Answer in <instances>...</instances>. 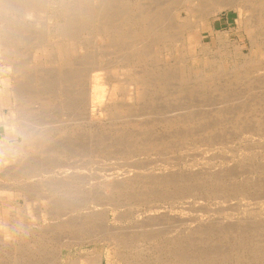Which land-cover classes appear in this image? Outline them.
Listing matches in <instances>:
<instances>
[{
    "label": "rangeland",
    "instance_id": "1",
    "mask_svg": "<svg viewBox=\"0 0 264 264\" xmlns=\"http://www.w3.org/2000/svg\"><path fill=\"white\" fill-rule=\"evenodd\" d=\"M15 1L16 6L20 5L18 3H22L19 7L20 9L11 5ZM15 1L10 0L11 4H6L9 7L1 10L0 12V15H3L2 13L4 12V15L0 16L1 25H4V23H7L9 20V23L11 22L10 25H15L13 32L11 29L7 30L6 38L9 36L10 37L6 40L4 38L3 42H5L3 44L5 45H1L0 43V76L4 77L5 75H13V73V76H16V74H18V77L16 76L11 80L10 87L17 83H21V85L25 86H21V88H24L21 89L19 84L15 85L17 88H20L19 90L21 92L24 91V94L18 90L17 92L20 97L17 93L16 96L13 94L12 97H10L9 104H6V98H4L2 105H0V113H2L1 115L4 121L11 122L12 126L8 129V131L11 133L7 135V130L3 129V127L0 125V138L4 139L2 144L3 146L0 145V160L2 162L0 165L3 163H8L7 161L10 160L9 165L12 166V164L18 160V163L16 162L17 165L15 168L9 171L11 174H6L5 171L8 168L0 169V205L2 204L0 206V264H67L65 260H58L57 257L60 256V250L63 252V258L67 260L70 259V261H72V259L79 260L80 262L78 264H85L86 262L84 263L83 259L85 260L87 258H90L87 259V262L90 261L87 264H93V262L97 259L95 256L99 255H101L102 264H264V257H262L264 255V66L261 65L260 67V65H258L264 63V60H262L264 57V6H261L264 0H252V2L251 0L242 1L241 5H249L248 7L250 8L248 11H243L242 18H239L237 12L233 10L234 8H231L218 13L213 18L211 17L202 20V30H195L192 32V35H190L191 39H188V42L184 47L177 46V42L173 41L176 38L174 35V39L173 37L172 39L170 38L174 31H172V27L174 25L170 26L173 23L171 22V11L173 10V7L176 6V3L180 2V0H156V2L155 0H117V2L116 0H94L95 2H93V0H44L45 2H43L42 0V3L41 0L40 2L37 0L41 7H39V10H41L39 11L37 9L35 10L36 12L31 11L32 13L29 12L30 14L28 13V16H25L26 11H28V6L25 4L26 0ZM31 1L35 2V0ZM76 1H83L81 4L77 2L78 9ZM99 1H101L103 5ZM104 1L105 3L107 2L106 5L104 4ZM110 1H114L112 3H115L114 6L117 5V8H112V6L109 7L108 3H110ZM159 1H161L160 5L158 4ZM121 2L124 4L122 5ZM90 3H92V6ZM183 3L189 5V2L185 1ZM257 3H261L260 6L257 5ZM98 4L101 6H97ZM94 6L98 8H95ZM152 6L154 7L152 8ZM42 7L45 8V11L42 9ZM82 7L84 8V11ZM87 7L92 11L89 12L87 9L88 11L86 12L85 9ZM102 7L104 9H102ZM262 8L263 11L259 13ZM66 9L67 12L65 11ZM80 9H82L81 11L85 12L86 15L79 11ZM97 9L101 10L100 16L98 15ZM162 9L164 12L167 10V13L162 12ZM18 10L19 12L17 13L16 11ZM139 10L144 11H142L143 13L141 14L139 13ZM60 11H62V13ZM73 11L75 13L77 12V14H75ZM34 12H38L39 14L37 15L40 16L36 15L37 17H35ZM78 12L81 13L79 14ZM6 13L8 17L4 19ZM43 13H45V15L49 14V17L48 15L45 17ZM68 13H70L72 17L71 15H68ZM111 13H114V19L113 16L109 18ZM160 13L162 14L160 15ZM53 14L54 17L51 16ZM143 14L147 15L149 23L153 22L150 24L154 27L155 32H159V29L157 31L156 27L160 25V27L164 28V30L165 28L168 29L169 32L166 33V36L165 32L162 38V35L160 37L154 34L149 35L147 38L144 37L145 40L144 43L141 42L143 43L142 45L138 46L136 50H131L128 46L130 45L129 41H120L121 39L117 38V35L115 39L114 34L111 33L103 34L105 32V26H110L109 24L111 22L112 26H114V23H116L115 26L123 29V24L126 21L125 18L129 19L130 17H133V15L134 17L135 15L138 17L142 16ZM166 14H168V16ZM198 14L199 11L198 13L194 14V16ZM66 15L68 18H66ZM74 15H78V18ZM93 15L97 16V18ZM106 15H108V18H102L107 17ZM73 16L74 19H78L79 21L77 22L76 20H73V23H71ZM87 16H91L89 17L90 20L93 21H91V24L90 21L88 22L89 18ZM176 16H180L177 21L183 22V20L180 19L183 17L186 18V16L190 15L184 9H181L179 14ZM194 16H190V20H192L190 23L198 21L199 18ZM18 17L21 18V21L18 20ZM30 17H33V20ZM84 17H87L86 23ZM162 17L168 19L165 20ZM35 18H46L42 19L45 20V22L41 21V19H37L36 21L38 22L37 25H42L40 26L42 29H38L40 27H38L34 22ZM156 18L158 19L156 20ZM101 19H104L105 21H102ZM123 19L125 21H123ZM106 20L111 22L109 23ZM15 21L17 23H15ZM97 21H101L100 23H103V25H100V23L98 25ZM65 22L68 26L70 23L73 25L67 27ZM74 22H77L78 24L80 23L84 29L81 30L82 27L78 26V24ZM24 23L25 25L27 24L26 27H24ZM55 23L58 24L55 25ZM83 23H85V25H83ZM252 23L258 24V27L254 29V27L250 26ZM74 24L77 26L75 27ZM3 25L1 27H3ZM17 25L20 26L18 27V29L20 28V34L16 28ZM29 25L30 27L37 26L38 28L36 27L34 29L32 27V29L29 27ZM58 25L60 27L66 26L71 31L73 29L75 30V32L74 30L72 31L74 36H72L73 39L71 38V40H73L72 42L74 43L76 50H73L75 47L72 45L73 48L71 49L74 52L70 54L68 63L66 65H54V63L46 62L45 58H43L42 65H39V55L35 57L36 53L34 52V49H36V47L39 45L36 47L33 45L41 43V40L43 41L41 45L43 43L46 45L47 43L57 39V37L54 38L52 35L53 31L56 29L54 26L57 27ZM1 27L0 31H2ZM101 27L103 31L101 30ZM76 28L80 29L77 31ZM27 29L29 31L32 29L30 31L31 34H29V31L27 32ZM93 29H95V31ZM3 30H5V28ZM36 31L40 32L42 36L40 33L37 35L38 32ZM43 32H48L46 33L45 37L43 36ZM11 33L15 35H12ZM32 33H36L35 35L37 36ZM27 34L34 36H31L33 40ZM260 35H262V37ZM39 36H41L42 39ZM107 36L108 40L114 42L111 43L110 41H107ZM21 37L25 38V40ZM38 37L39 39H37ZM136 38L140 39L141 37L138 36ZM260 39L262 42H260ZM37 40L40 42L38 43ZM7 42L8 44H6ZM124 42L126 43V46L123 45L125 44ZM154 42L157 43L155 44ZM25 43L29 46L27 48L28 50L25 47ZM104 43L107 44L105 45ZM119 43L121 45L120 47L117 46ZM12 44L13 46H10ZM122 45L124 47H128L124 50ZM164 45L166 46L165 49ZM5 46L8 49V52L4 49ZM31 46H33V48ZM12 47L21 48H17L19 50L15 51L16 49H13ZM167 47L170 51H168ZM114 48H116V50H114ZM23 50L30 51L29 57H27L26 52ZM94 50L96 51L94 52ZM2 51L6 53L1 54ZM22 51L26 54L27 58L25 57V54L21 53ZM98 51L101 53V55H99L100 53ZM130 51L134 57L133 55L131 56V53H128ZM123 52H126L128 55H130L131 62L130 59L126 57L128 55L124 54ZM133 52L135 54L137 53V55L144 54V59L138 60L135 58L136 55ZM86 53L89 54L86 55ZM16 54L18 56H16ZM7 55H9V57ZM119 57L120 59H118ZM124 57L126 60H122L125 59ZM19 58L21 60L24 59V62H27L24 63L22 61L21 63ZM9 62H13V67H17V64L25 65L24 73L21 75V71H14V68L9 65ZM81 62L83 63L81 64ZM123 64H125V66ZM5 65L8 67L5 68ZM208 65L210 66L208 67ZM252 66L256 69L251 68ZM36 68H43L44 71L38 70V72L36 71ZM51 68L52 71H50ZM94 68L99 69L94 70ZM47 69L49 71H47ZM61 69H66L67 71L65 72L63 70L62 72ZM166 69L168 71H166ZM231 69L232 71H230ZM32 71L33 74L31 75ZM71 71L73 73H71ZM48 72L50 75H46ZM52 72H54V74L56 73L58 78L56 77V74L53 76ZM68 72L71 74H68ZM97 72L101 74V82L105 83V86L108 85V90L110 89L108 95L105 97L106 99L104 100L106 104L104 105L107 106L105 107L106 110H102L103 108L101 109L100 107L97 108V105L95 106L89 101L92 95L91 86L93 83V75ZM61 73L64 74L62 75ZM60 74L62 76H60L59 79ZM119 74L121 75V78ZM160 74L162 77L159 76ZM162 74L167 76H163ZM24 76L27 77L24 78ZM30 76L33 78V81H31L32 79H29L31 78ZM71 76L74 78H70ZM201 76L202 79H200ZM38 77H41V79L38 80ZM62 77H64L63 80ZM163 77L165 79H163ZM44 78H46V80ZM69 78L72 81H69ZM129 78L131 79L128 80ZM158 78L159 80L162 79L163 84L158 80ZM122 79H124V83ZM24 80L27 82L29 81L28 83L30 84V87L28 86L27 88V84H25L27 82ZM64 80L66 81L64 82ZM125 80H127L126 83ZM163 80H166V82L170 84L165 85L164 83L166 82ZM46 81L48 83H46ZM139 81H141V84ZM160 83L162 85H160ZM42 84H46L45 86H48L49 88L45 87L44 85L42 86ZM32 85H34L33 88ZM15 86L12 88H15ZM0 87H2V85H0ZM25 87L27 89L30 88V90H25ZM40 87L42 90L39 89V91H37ZM33 89L34 93H32ZM43 89L48 91V93L43 91ZM63 89H67V92ZM25 91L27 92L25 93ZM36 93L38 95H36ZM88 93L89 95L91 94L90 99L85 101ZM1 94L2 91L0 89V96ZM50 95L53 96L51 97ZM69 96L71 99L73 98L70 101ZM82 98H84L83 102H87L86 104L81 102ZM141 98L142 100H140ZM48 99L49 102H45ZM63 101L66 103L64 104ZM16 103L19 104L14 105ZM79 103H82V106L79 105ZM66 104L70 108L67 106L64 107ZM10 105L14 106L11 108ZM13 108L14 110L16 109V111L11 114ZM115 114H117V116ZM16 115L17 118L20 117V121H17V118L15 117ZM30 122H32V126L35 127L32 129V126H28L29 128L26 129V124L28 125ZM24 127H26L25 132L23 130ZM19 128L22 130V133H24L22 136H27L26 138L24 137L25 139L21 137V130L19 131ZM10 129H13V132ZM34 129L36 132L33 133V131H35ZM35 133H38V135L39 133H42L43 135L38 136L36 134V137ZM30 134L34 135L33 138ZM35 138L38 139H36V142H33L35 141ZM243 138H246L248 142L245 139L243 140ZM251 139H253V141H251ZM140 140L141 142H139ZM13 142L16 145H14ZM65 144L70 146L66 147ZM45 145H48L46 148L49 149V151L46 150ZM55 146H59V148L64 146V151L62 150V147L59 151V148H55ZM208 147L212 150H210ZM50 148H52L53 152ZM66 148L69 149V151ZM70 148L75 151H72ZM221 152H224V154L226 153L227 156L226 154L222 155L223 153ZM248 152L250 154H254V156L250 155ZM20 155L25 157H20ZM249 155L251 157H249ZM31 156L32 158H29ZM33 156L35 160H33ZM51 156L54 160L51 158ZM35 157H39L38 160L41 159V157H45L46 159L43 158L41 159L42 161L37 160L41 164L38 166L39 163L36 161L37 158ZM11 159L13 160V163H11ZM26 159H28V164H25H27L28 167L23 165L24 162H26ZM47 159L51 162H47ZM22 160H24V162ZM43 161L50 165L45 164ZM56 161L60 162L57 163ZM52 162L55 164V166ZM21 163H23V167ZM9 165L6 167H9ZM19 166L20 169L18 168ZM133 166H135V168ZM21 167L24 169V171L21 169ZM31 168H33V170ZM16 169H19L18 172ZM39 169H42V174ZM1 170H4V172H1ZM34 170L39 173L35 172ZM14 171L16 172L13 173ZM25 171H27V175L30 176H27ZM21 172L22 174H20ZM210 172L213 174L211 175ZM16 173H19V176L17 175L16 177ZM229 174L232 175L230 176ZM10 175H14V177L12 176L11 178ZM7 176L12 179L13 183L11 180L9 181ZM206 177H208V179ZM244 177L245 179H243ZM16 179L18 181H16ZM218 180L220 182L219 185L216 183ZM48 182H50V184ZM2 183L3 185H1ZM11 185L13 186V189H11ZM14 185L17 187L15 188ZM51 186L53 187V190ZM55 188H58V190ZM26 189L28 190L27 192L25 191ZM30 189H32L33 192ZM29 191L32 194H30ZM34 191L37 193V196L39 194H42V196L39 195L40 198L37 196L34 198L33 195L36 194ZM24 194L28 197H21V195ZM31 195L32 199L30 198ZM44 195H46V198ZM36 198L39 199L40 202V206L38 204V207H36L37 205L35 206V203L37 202ZM51 199L53 203L50 201ZM253 201H255V203ZM244 202L245 204H243ZM52 205L55 207H52ZM20 207L23 209H20ZM47 207L52 209V211H50L52 214L48 211ZM37 208L40 209H38L39 211H36L39 214L35 212ZM14 219H17L18 222L17 220L14 221ZM19 222L21 227L23 224V227L25 225L24 228H30V232L26 229L25 231L23 227L20 228ZM226 227L230 232L226 229ZM9 228L12 229L10 230ZM232 228L234 229L232 230ZM149 229L153 232H151ZM61 241H65V247L59 245L62 244ZM146 242H148V244ZM18 246H20V249ZM10 247L13 249L12 251L9 250L11 249ZM5 250L10 252L7 254ZM207 251H210V253H207ZM253 254L257 255L254 256ZM260 254L262 255L260 256ZM91 258H94L93 261ZM208 258L210 260H208Z\"/></svg>",
    "mask_w": 264,
    "mask_h": 264
},
{
    "label": "bare ground",
    "instance_id": "2",
    "mask_svg": "<svg viewBox=\"0 0 264 264\" xmlns=\"http://www.w3.org/2000/svg\"><path fill=\"white\" fill-rule=\"evenodd\" d=\"M14 1H15V0H14ZM45 1H47V0H45ZM45 1L43 0V2H45ZM101 1H103V0H101ZM101 1H99V2L102 3ZM105 1H106V0H105ZM105 1H104V4L106 5L107 2L105 3ZM178 1H179V0H178ZM185 1H186V2H189V3H188L189 5H187L186 3H183V2H185ZM242 1H244V0H184V1H183V0H180V2H177V3H176V6L173 7V10L171 9V10H172V11H171L172 14L170 13V14L172 15L171 22H173V23H172L170 26H173V25H174V26L172 27V31H173V30H174V31H173V33L171 32V33H172V36L170 35V36H171L170 38L172 39V37H173V35H174V36L176 37V38H175L176 40H175L174 37H173V39H174L173 41H176V42H177V46H178V47H184V46L187 44L188 39H191V36H190V35H192V34H191L192 32H194L195 30H202V28H203V23H201L202 20H204V19H208V18H211V17L213 18V17L216 16L218 13H220V12H222V11H224V10H229V9H231V8H234L233 10H235V11L237 12L239 18H242V17H243V16H242V15H243V11H248V9H250V8L248 7L249 5H248V6L246 5L247 7L241 5V2H242ZM259 1H261V0H259ZM12 2H13V1H12ZM19 2H20V1H19ZM24 2H25V1H24ZM39 2H40V0H39ZM39 2H38L37 0H35V2H32L31 0H28V1L26 0L25 4H26V6H28V8H27L28 11H26V15H25V14H24V15H25V16H28L30 13H32L31 11H35V10H37V9L39 10V7H40V5H39L40 3H39ZM67 2H68V1H67ZM77 2H79V3L81 4V2H83V1H81V2H80V1H76V5H77ZM85 2H87V1H85ZM91 2H92V1H91ZM93 2H95V1L93 0ZM99 2H98V3H99ZM112 2H114V1H110V3H108V4H109L108 6H109V7L112 6V8H115V7L117 8V5L114 6L115 3H112ZM116 2H117V0H116ZM155 2H156V0H155ZM172 2H173V1H172ZM172 2H171V3H172ZM174 2H175V1H174ZM245 2H246V1H245ZM251 2H252V0H251ZM251 2H250V4H251ZM8 3L11 4L10 0H0V12H1V10H4V9H6L7 7H9V6L6 5V4H8ZM14 3H15V4H14ZM14 3L11 4V5H13V6H15V7H18V9H20L19 7L21 6L22 3H18V4H20V5H17V6H16V1H15ZM41 3H42V0H41ZM62 3H63V2H62ZM100 3H99V4H100ZM121 3H122V5L124 4L123 2H121ZM152 3H153V2H152ZM263 3H264V2H262V4L260 3L261 6H262V5L264 6ZM49 4H50V3H49ZM88 4H89V3H88ZM91 4H92V3H90V5H91ZM99 4H98L97 6L100 7L101 5H99ZM154 4H156V3H154ZM158 4L160 5V4H161V1H159ZM255 4H256V3H255ZM255 4H254V5H255ZM260 4L257 3V5H259V6H260ZM51 5H52V4H51ZM82 5H83V4H82ZM93 5H94V4H93ZM102 5H103V3H102ZM122 5H121V6H122ZM142 5H143V4H142ZM43 6H45V5H43ZM58 6H59V2H58ZM62 6H63V5H62ZM91 6H92V5H91ZM113 6H114V7H113ZM67 7H68V6H67ZM83 7H84V5H83ZM83 7H82V9H83V11H84V8H83ZM85 7H86V6H85ZM94 7H95V6H94ZM153 7H154V6H152V8H153ZM255 7H256V6H255ZM255 7H254V8H255ZM40 8H41V7H40ZM62 8H63V7H62ZM73 8H74V7H73ZM75 8H76V7H75ZM91 8H92V7H91ZM95 8H98V7H95ZM107 8H108V7H107ZM118 8H119V7H118ZM126 8H127V6H126ZM126 8H125V9H126ZM169 8H170V7H169ZM260 8H261V7H260ZM263 8H264V7H263ZM263 8H262V10L259 9V10H261L259 13H261V12L263 11ZM42 9H44V11H45V8H44V7H42ZM77 9H78V5H77ZM82 9H80L79 11H81ZM87 9H88V7L85 9L86 12L89 10V9H88V10H87ZM102 9H104V8L102 7ZM108 9H109V8H108ZM135 9H136V8H135ZM137 9H138V8H137ZM146 9H147V8H146ZM150 9H151V7H150ZM165 9H166V8H165ZM181 9H184L186 12H188L189 15H190L191 17L194 16V14L198 13V11H199V14H198V15H195L196 17L199 18L198 21H196V22H194V23H190V22H192V20H190V19H191L190 16H186V18H185V17L181 18L180 20H183V22L177 21V20L180 18V16H176V15L179 14V12H180ZM257 9H258V7H257ZM40 10H41V9H40ZM40 10H39V11H40ZM70 10H71V9H70ZM106 10H107V9H106ZM106 10H105V11H106ZM112 10H114V9H112ZM112 10H111V11H112ZM121 10H122V8H121ZM259 10H258V11H259ZM20 11H21V10H20ZM53 11H54V10H53ZM62 11H63V10H62ZM62 11H60V12L62 13ZM65 11L67 12V9H66ZM65 11H64V12H65ZM83 11H81V12H83ZM90 11H92V10L90 9L89 12H90ZM107 11H108V10H107ZM107 11H106V12H107ZM125 11H126V10H125ZM142 11H144V10H141V11L139 10V13L142 14V13H143ZM161 11L164 12L163 9H162ZM166 11H167V10H166ZM166 11H165L164 13H167ZM254 11H255V10H254ZM8 12H9V11H8ZM11 12H12V11H11ZM16 12L18 13L19 10L16 11ZM23 12H25V11H23ZM29 12H30V13H29ZM35 12H36V11H35ZM35 12H34V13H35ZM42 12H43V11H42ZM42 12H40V13H42ZM73 12H74V11H73ZM81 12H80V13H81ZM97 12H98V15L100 16V15H101V14H100V13H101V10H100V9H97ZM109 12H110V11H109ZM123 12H124V11H123ZM136 12H137V10H136ZM12 13H13V12H12ZM14 13H15V12H14ZM28 13H29V14H28ZM71 13H72V11H71ZM74 13H75V12H74ZM78 13H79V12H78ZM80 13H79V14H80ZM83 13L86 15L85 12H83ZM83 13H82V14H83ZM125 13H126V12H125ZM125 13H123V14H125ZM127 13H128V12H127ZM249 13H250V12H249ZM256 13H257V12H256ZM0 14H1V13H0ZM2 14L4 15V12H3ZM9 14H10V13H9ZM19 14H20V13H19ZM37 14H39V13H38V12L35 13L34 16H35V17L40 16V15H37ZM43 14H44L45 17H46L47 15H48V17H49V14H46V15H45V13H43ZM54 14H55V13H54ZM54 14L51 15V16L54 17ZM75 14H77V12H76ZM84 14H83V15H84ZM94 14H95V13H94ZM106 14H107V13H106ZM113 14H114V13H111V14H110L111 16L109 15V18H111V17L113 16ZM118 14H120V13H118ZM136 14H137V13H136ZM161 14H162V13H160V15H161ZM170 14H169V15H170ZM257 14H258V13H257ZM3 15H0V16H3ZM13 15H14V14H13ZM20 15H21V14H20ZM36 15H37V16H36ZM68 15H71V14L68 13ZM87 15H88V14H87ZM89 15H92V14H89ZM127 15H128V14H127ZM163 15H164V14H163ZM166 15L168 16V14H166ZM253 15H254V14H253ZM259 15H262V14H259ZM10 16H12V15H10ZM18 16H19V15H18ZM32 16H33V14H32ZM34 16H33V17H34ZM41 16H43V15H41ZM74 16H77V18H78V15H74ZM74 16H73V18H72V20H71V21H72L71 23H73V20H76V19H74ZM93 16H95V15H93ZM106 16H107V17H102V16H101V17L104 18V19H105V18H108V15H106ZM195 16H194V17H195ZM250 16H251V15H250ZM250 16H248V17H250ZM4 17H5L4 19H6V18L8 17V16H7V13H6V15H5ZM13 17H14V16H13ZM15 17H16V16H15ZM33 17H30V18L33 20ZM61 17H62V16H61ZM71 17H72V15H71ZM79 17H80V16H79ZM87 17L89 18V17H91V16H87ZM87 17H86V18H87ZM95 17L97 18V16H95ZM95 17H93V18H95ZM101 17H99V18H101ZM114 17H115V16H113V19H114ZM156 17H157V16H156ZM158 17H159V16H158ZM251 17H252V16H251ZM257 17H258V15H257ZM259 17H260V16H259ZM262 17H263V16H262ZM18 18H19V17H18ZM18 18H16V19H18ZM23 18H24V16H23ZM63 18H65V17H63ZM66 18H68L67 15H66ZM84 18H85V17H84ZM86 18L84 19V20H85V23L87 22ZM96 18H95V19H96ZM99 18H98V20H99ZM118 18H119V17H118ZM162 18H164V17H162ZM170 18H171V17H170ZM170 18H169V19H170ZM215 18H216V17H215ZM20 19H21V18H19L18 20H20ZM37 19H39V18H37ZM37 19L35 18V21H34V22L36 23V25H37V23H38V22H36ZM40 19H41V18H40ZM40 19H39V20H40ZM42 19H46V18H42ZM42 19H41V21L45 22V20H42ZM69 19H70V18H69ZM91 19H92V18H91ZM104 19H103V20H104ZM157 19H158V18H156V20H157ZM164 19H165V18H164ZM167 19H168V18H166L165 20H167ZM2 20H3V19H2ZM7 20H8V19H7ZM13 20H15V19H13ZM27 20H28V18H27ZM62 20H63V19H62ZM93 20H94V19H93ZM101 20H102V19H101ZM103 20H102V21H103ZM109 20H110V19H109ZM109 20H108V21L106 20V21L109 22ZM111 20H112V19H111ZM115 20H117V19H115ZM125 20H126V21H125ZM125 20L123 19V21H125V23L123 24V29H122V28H118V26H115L116 23H114L115 25L112 26V25H111L112 22L110 21V22H111V23L109 22L110 24L107 23V24H109L110 26H107V25L105 26V28H104V31H105V32H104L103 34L111 33V34H114L115 39H116V35H117V38L121 39L120 41H122V40H127V41H129V42H130V45H128V46L130 47L129 49H131V50H136V49L138 48V46L142 45V44L144 43V40H145L144 37L147 38L149 35L154 34V35H157L158 37H160V36L162 35V36H161V38H162V37L164 36V35H163L164 32H165V36H166V33L169 32L168 29L165 28V30H164V28L160 27L161 25L158 26L159 28L156 27V28H157L156 30L158 31V29H159V32H155L154 27L150 24V23H153V22H150V23H149L147 15H144V14H143L142 16H138V17H136V15H135V17H134V15H133V17H130L129 19H126V18H125ZM172 20H173V21H172ZM189 20H190V21H189ZM247 20H248V18H247ZM249 20H250V19H249ZM4 21H6V20H4ZM9 21H10V20H9ZM9 21H7V23H4V25L2 24L3 27H1L2 25L0 24V27L2 28V29H1L2 31H0V43H1V45H5V44H3V43L5 42V41L3 42L4 38H5V40H6L7 38L10 37V36H9V37L6 38L7 30H10V29H11L12 32H13V30H14V26H15V25H13V24L10 25L11 22L9 23ZM16 21H17V20H16ZM16 21H15V23H17ZM20 21H21V20H20ZM63 21H64V20H63ZM76 21L78 22L79 20L77 19ZM82 21H83V20H82ZM82 21H81V22H82ZM89 21H90V24L93 22L92 20H90V18H89L88 22H89ZM91 21H92V22H91ZM104 21H105V20H104ZM253 21H254V20H253ZM13 22H14V21H13ZM28 22H29V21H28ZM30 22H31V20H30ZM32 22H33V21H32ZM61 22H62V21H61ZM77 22H74V23L78 24ZM83 22H84V21H83ZM100 22H101V21H97L98 25H99ZM250 22H251V20H250ZM1 23H2V22H1ZM22 23H23V22H22ZM68 23H69V22H68ZM71 23H70V25H73V24H71ZM85 23H83V25H85ZM118 23H120V22H118ZM166 23H167V22H166ZM247 23H248V22H247ZM256 23H257V22H256ZM19 24H20V22H19ZM28 24H29V23H28ZM30 24H31V23H30ZM50 24H51V23H50ZM53 24H54V23H53ZM57 24H58V23H55V25H57ZM76 24H74L75 27L77 26ZM101 24L103 25V23H100V25H101ZM105 24H106V23H105ZM24 25H25V23H24ZM26 25H27V24H26ZM26 25H25L24 27H26ZM31 25H32V24H31ZM65 25H66L67 27L70 26V25L68 26L66 22H65ZM92 25H93V24H92ZM96 25H97V24H96ZM165 25H166V24H165ZM167 25H168V23H167ZM249 25H250V24H249ZM37 26L40 27V26H42V25H37ZM37 26H35V27L32 26V27L35 29ZM44 26H45V23H44ZM44 26H43V27H44ZM51 26H52V25H51ZM58 26H59V25H58ZM58 26H57V27L54 26V28H56V29L54 30L55 32L53 31V35H52L54 38L57 37V39H55V40H53V41L47 43L46 45H44V43L41 45V43L43 42L42 40H41V43H39L40 41L37 40L39 44H35V43H33V44H35V45L32 44V45L35 46V47H36L37 45H39L38 47H36V49H34V50H35L34 52L36 53V54H35V57L39 55V56H38V57H39V58H38V62L40 63L39 65H42V63H43V58H45V61H46V62L54 63V65H57V64H58V65H59V64L66 65V64L68 63V59H69V57H70V54H71L72 52H74L73 50H76V47L74 46V43L72 42L73 40H71L72 36H74V34H73V32H72L74 29L71 31V30H69L66 26H65V27H64V26H61V27L59 26V27H58ZM78 26L82 27L81 30L84 29L83 26L80 25V23L78 24ZM93 26H94V25H93ZM93 26H92V28H93ZM120 26H121V25H120ZM163 26H164V25H163ZM170 26H169V27H170ZM250 26H252V27H254V29H256V28L258 27V24H253V23H252V25H250ZM263 26H264V25H263ZM18 27H20V26L17 25L16 28L18 29ZM24 27H23V28H24ZM29 27H30V25H29ZM32 27H30V28H32ZM38 27H37V28H38ZM73 27H74V26H73ZM86 27H87V25H86ZM86 27H85V28H86ZM99 27H100V26H99ZM166 27H168V26H166ZM4 28H5V30H3ZM16 28H15V29H16ZM27 28H28V27H27ZM30 28H29V29H30ZM33 28H32V29H33ZM88 28H89V27H88ZM94 28H95V27H94ZM96 28H97V27H96ZM19 29H20V28H19ZM19 29H18V32L20 31ZM25 29H26V28H25ZM32 29H31V30H32ZM38 29H42V27H40V28H38ZM38 29H36V30H38ZM44 29H45V28H44ZM50 29H51V28H50ZM52 29H53V28H52ZM70 29H71V28H70ZM78 29H80V28H76L77 31H78ZM31 30H30V31H31ZM45 30H46V29H45ZM57 30H58L59 32H58ZM93 30L95 31V29H93ZM97 30H98V28H97ZM101 30H102V27H101ZM15 31H17V30H15ZM28 31H29V30L27 29V32H28ZM30 31H29V34H31ZM34 31H35V30H34ZM34 31H33V32H34ZM47 31H48V30H47ZM90 31H91V30H90ZM102 31H103V30H102ZM4 32H5V33H4ZM36 32H38V31H36ZM41 32H42V31H41ZM74 32H75V30H74ZM257 32H258V31H257ZM262 32H263V31H262ZM39 33H40V32H38L37 35H39ZM46 33H48V32H46ZM46 33L43 32V34H44L43 36H44V37H45ZM98 33H99V32H98ZM155 33H157V34H155ZM11 34H12V35H15V34H13V33H11ZM19 34H20V32H19ZM29 34H27V35H29ZM32 34H34V33H32ZM35 34H36V33H35ZM35 34H34V35H35ZM76 34H77V33H76ZM101 34H102V33H101ZM260 34H262V33H260ZM8 35H9V32H8ZM12 35H11V36H12ZM27 35H26V36H27ZM37 35H35V36H37ZM40 35L42 36L41 33H40ZM48 35H49V34H48ZM48 35H47V37H48ZM94 35H95V34H94ZM98 35H99V34H98ZM262 35H263V34H262ZM262 35H260V36L262 37ZM17 36H18V35H17ZM26 36H25V37H26ZM29 36H30V35H29ZM31 36H32V35H31ZM31 36H30V37H31ZM41 36H39V37H41ZM75 36H76V35H75ZM90 36H91V35H90ZM95 36H96V35H95ZM105 36H106V35H105ZM105 36H104V37H105ZM138 36L141 37V38H140V39H139V38H136V37H138ZM167 36H168V35H167ZM263 36H264V35H263ZM32 37H34V36H32ZM32 37H31V38H32ZM39 37H38L37 39H39ZM49 37H50V35H49ZM91 37H92V36H91ZM104 37H103V38H104ZM168 37H169V36H168ZM261 37H260V38H261ZM13 38H14V36H13ZM13 38H11V39H13ZM19 38H20V36H19ZM21 38H23V37H21ZM35 38H36V37H35ZM93 38H94V36H93ZM109 38H110V37H109ZM112 38H114V37H112ZM153 38H154V37H153ZM15 39H16V37H15ZM17 39H18V37H17ZM23 39L25 40V38H23ZM29 39H30V38H29ZM41 39H42V37H41ZM72 39H73V38H72ZM138 39H139L140 41H139ZM150 39H151V38H150ZM150 39H149V41H150ZM155 39H156V38H155ZM159 39H160V38H159ZM163 39H164V38H163ZM165 39H166V38H165ZM255 39H256V38H255ZM258 39H259V38H258ZM262 39H263V38H262ZM30 40H31V39H30ZM32 40H33V38H32ZM80 40H81V39H80ZM141 40H142V41H141ZM153 40H154V39H153ZM75 41H76V40H75ZM75 41H74V42H75ZM104 41H105V40H104ZM107 41H110V40H108V36H107ZM117 41H118V40H117ZM154 41H155V40H154ZM159 41H160V40H159ZM161 41H162V40H161ZM258 41H259V40H258ZM26 42H27V41H26ZM44 42H45V41H44ZM110 42L113 43L114 41H110ZM115 42H116V41H115ZM118 42H119V41H118ZM118 42H116V43H118ZM125 42H126V41H125ZM125 42H124V43H125ZM141 42H143V43H141ZM150 42H151V41H150ZM152 42H153V41H152ZM165 42H166V41H165ZM260 42H262L261 39H260ZM14 43H16V42H14ZM21 43H22V42H21ZM81 43H82V42H81ZM81 43H80V44H81ZM107 43H108V42H107ZM107 43H104V44L106 45ZM116 43H115V44H116ZM126 43H127V42H126ZM126 43L123 44V45L126 46ZM146 43H148V42H146ZM154 43H155V42H154ZM156 43H157V42H156ZM156 43H155V44H156ZM159 43H160V42H159ZM6 44H8V42H7ZM17 44H18V42H17ZM91 44H92V43H91ZM108 44H110V43H108ZM121 44H122V43H121ZM148 44H149V43H148ZM260 44H261V43H260ZM72 45L75 47L73 50L71 49V48H73ZM75 45H76V44H75ZM81 45H82V44H81ZM123 45H122V48H124V50H125L128 46H127V47H124ZM146 45H147V44H146ZM10 46H13V44L10 45ZM14 46H15V44H14ZM33 46H31V47L33 48ZM82 46H83V45H82ZM100 46H102V45H100ZM100 46H99V47H100ZM103 46H104V45H103ZM107 46H108V45H107ZM111 46H113V45H111ZM111 46H110V47H111ZM117 46L120 47V46H121L120 43H119V45H117ZM157 46H158V45H157ZM171 46H172V45H171ZM21 47H23V46H21ZM21 47H17V48L20 49ZM25 47H26V49H27L29 46L26 45V43H25ZM31 47H30V48H31ZM115 47H116V45H115ZM146 47H147V46H146ZM162 47H163V46H162ZM165 47H166V46L164 45V49H165ZM168 47H169V46H168ZM168 47H167V49H168ZM3 48H4V47H3ZM12 48H13V47H12ZM12 48H11V50L13 51V49H14L15 47H14L13 49H12ZM17 48H15V49H16L15 51H18V50H19V49H17ZM23 48H24V47H23ZM32 48H31V49H32ZM150 48H151V46H150ZM169 48H170V47H169ZM4 49L7 50V52H8V49L6 48V46H5ZM79 49H80V48H79ZM82 49H83V47H82ZM151 49H152V48H151ZM162 49H163V48H162ZM170 49H171V48H170ZM27 50H28V49H27ZM114 50H116V48H114ZM121 50H122V49H121ZM182 50H183V49H182ZM3 51H4V50H3ZM3 51L1 52V54L6 53V52H3ZM12 51H11V52H12ZM15 51H14V52H15ZM23 51H25V50H23ZM23 51H22L21 53H22V54H25V53H23ZM95 51H96V50H94V52H95ZM99 51H100V50H99ZM99 51H98V52H99ZM103 51H104V50H103ZM110 51H111V50H110ZM110 51H109V52H110ZM141 51H142V49H141ZM158 51H159V50H158ZM160 51H162V50H160ZM166 51H167V50H166ZM168 51H170V50L168 49ZM14 52H13V53H14ZM25 52H26V54H27V57H29L30 51H25ZM28 52H29V53H28ZM31 52H32V51H31ZM90 52H91V51H90ZM94 52H93V53H94ZM104 52H105V51H104ZM111 52H112V51H111ZM114 52H115V51H114ZM114 52H113V53H114ZM142 52H143V51H142ZM151 52H152V51H151ZM32 53H33V52H32ZM32 53H31V54H32ZM75 53H76V52H75ZM99 53H100V52H99ZM123 53H124V52H123ZM128 53H129V54L131 53V56L133 55L131 51L128 52ZM133 53H134V52H133ZM147 53H149V52H147ZM164 53H165V52H164ZM7 54H8V53H7ZM11 54H12V53H11ZM14 54H15V53H14ZM18 54H19V53H18ZM26 54H25V57H26ZM88 54H89V53H88ZM88 54L86 53V55H88ZM124 54H127V53L125 52ZM124 54H122V55H124ZM134 54H135V53H134ZM145 54H146V53H145ZM153 54H154V53H153ZM4 55H5V54H4ZM4 55H3V56H4ZM90 55H91V54H90ZM93 55H94V54H93ZM99 55H101V53H100ZM127 55H128V54H127ZM135 55H136L135 58H137L138 60H140V59H144V57H145L144 54H143V55H140V54L137 55V53H136ZM146 55H147V54H146ZM158 55H159V54H158ZM7 56L9 57V55H7ZM14 56H15V55H14ZM16 56H18V55L16 54ZM118 56H119V55H118ZM125 56H126V55H125ZM25 57H24V58H25ZM27 57H26V58H27ZM71 57H72V56H71ZM83 57H84V56H83ZM86 57H87V56H86ZM89 57H90V56H89ZM116 57H117V56H116ZM120 57H121V56H120ZM120 57H119L118 59H120ZM126 57H128V58L130 59V55H128V56H126ZM133 57H134V55H133ZM1 58H3V57H1ZM13 58H14V57H13ZM16 58H17V57H16ZM26 58H25V59H26ZM79 58H80V57H79ZM124 58H125V57H124ZM153 58H154V57H153ZM263 58H264V57H263ZM263 58H262V60H264ZM17 59H18V58H17ZM80 59H81V58H80ZM87 59H88V58H87ZM0 60H1V59H0ZM14 60H15V59H14ZM19 60H21V59L19 58ZM26 60H27V59H26ZM28 60H29V58H28ZM122 60H126V58H125V59H122ZM9 61H10V60H9ZM22 61L24 62V59H22L20 62L22 63ZM94 61H96V60H94ZM103 61H104V60H103ZM116 61H118V60H116ZM119 61H120V60H119ZM179 61H180V60H179ZM179 61H178V62H179ZM256 61H257V60H256ZM14 62H15V61H14ZM20 62H17V63H20ZM25 62H27V61H25ZM25 62H24V63H25ZM28 62H29V61H28ZM109 62H110V61H109ZM113 62H114V61H113ZM113 62H112V63H113ZM127 62H128V61H127ZM130 62H131V59H130ZM181 62H182V61H181ZM17 63H15V64H17ZM82 63H83V62H81V64H82ZM1 64H2V63H1ZM3 64H4V63H3ZM100 64H101V63H100ZM102 64L104 65L103 62H102ZM110 64H111V63H110ZM125 64H126V63H125ZM125 64H123V65L125 66ZM213 64H214V63H213ZM9 65H10L12 68H14V71H21V73H20L21 75H22V74L24 73V71H25V68H24L25 65L17 64V67H13V66H14V65H13V62H9ZM27 65H28V63H27ZM84 65H85V64H84ZM210 65H211V64H210ZM210 65H208V67H209ZM258 65H260V67H261V65L264 66V63H263V64H262V63H261V64H258ZM15 66H16V65H15ZM93 66H94V65H93ZM95 66H96V65H95ZM99 66H100V65H99ZM114 66H115V65H114ZM118 66H119V65H118ZM239 66H241V65H239ZM253 66H254V65H253ZM253 66H252L251 68H254ZM7 67H8V66H7ZM7 67H6V65H5V68H7ZM11 67H10V68H11ZM39 67H40V66H39ZM87 67H89V66H87ZM102 67H104V66H102ZM109 67H110V66H109ZM119 67H120V66H119ZM121 67H122V66H121ZM161 67H162V66H161ZM205 67H207V66H205ZM211 67H213V66H211ZM256 67H257V66H256ZM260 67H259V68H260ZM54 68H55V67H54ZM63 68H64V67H63ZM68 68H69V67H68ZM100 68H101V66H100ZM49 69H50V68H49ZM66 69H67V68H66ZM66 69H65V70L63 69V70H64L65 72H66L67 70H69V69H67V70H66ZM98 69H99V68H94V70H98ZM175 69H176V68H175ZM232 69H233V68H232ZM232 69H231L230 71H232ZM254 69H256V68H254ZM254 69H253V70H254ZM28 70H29V69H28ZM31 70H32V69H31ZM31 70H30V71H31ZM38 70H42V71H44L43 68H40V69H39V68H36V71H38ZM61 70H62V69H61ZM61 70H60V71H61ZM63 70H62V72H63ZM71 70H72V69H71ZM88 70H89V68H88ZM92 70H93V69H92ZM92 70H91V71H92ZM94 70H93V71H94ZM131 70H132V69H131ZM146 70H147V69H146ZM190 70H191V69H190ZM192 70H193V69H192ZM233 70H234V69H233ZM240 70H241V69H240ZM12 71H13V70H12ZM45 71H46V69H45ZM47 71H49V70L47 69ZM50 71H52V68H51ZM127 71H128V70H127ZM132 71H134V70H132ZM141 71H142V70H141ZM147 71H148V70H147ZM157 71H158V70H157ZM166 71H168V70L166 69ZM248 71H249V70H248ZM26 72H27V70H26ZM38 72H39V71H38ZM55 72H56V69H55ZM74 72H75V71H74ZM136 72H138V71H136ZM252 72H253V71H252ZM29 73H30V72H29ZM52 73H53V76H55L56 73H55V74H54V72H52ZM52 73H51V74H52ZM69 73H70V72H68V74H69ZM71 73H73V72L71 71ZM71 73H70V74H71ZM119 73H120V72H119ZM122 73H123V72H122ZM124 73H125V72H124ZM131 73H133V72H131ZM241 73H242V71H241ZM246 73H247V72H246ZM32 74H33V71H32V73H31V75H32ZM61 74H62V73H61ZM61 74L59 75V79H60V76H62L64 73H63L62 75H61ZM191 74H193V73H191ZM13 75H14V73H13ZM13 75H8V76L5 75L4 77H1V76H0V85H2V87H0V89H1V91H2V94H1V96H0V105H2V101H3L4 98H6V104H9V103H10V101H9V100H10V97H12L13 94H15V96H16V93L18 94L17 91L21 88V86H23V87L25 86V85H21V83H20V84L17 83V82L19 81V80H18L16 83L20 85V88H17V86H15V85H17V84L13 85V86H15V88H12L13 86L10 87L11 80H12L14 77H16V76L18 77V74H16V76H13ZM29 75H30V74H29ZM44 75H45V74H44ZM46 75H50V73L48 72V74H46ZM46 75H45V76H46ZM119 75H120V74H119ZM143 75H145V74H143ZM156 75H157V73H156ZM162 75L164 76L165 74H162ZM168 75H169V74H168ZM241 75H242V74H241ZM248 75H249V74H248ZM27 76H28V73H27ZM27 76H24V78L27 77ZM132 76H133V75H132ZM159 76H161V74H160ZM165 76H167V75H165ZM234 76H236V75H234ZM30 77H31V76H30ZM47 77H48V76H47ZM56 77H57V74H56ZM76 77H77V76H76ZM113 77H114V76H113ZM117 77H118V76H117ZM161 77H162V76H161ZM161 77H160V78H161ZM24 78H23V79H24ZM48 78H49V77H48ZM57 78H58V77H57ZM57 78H56V79H57ZM63 78H64V77H62V80H63ZM70 78H74V77L71 76ZM70 78H69V81L71 80ZM100 78H101V74L98 73V72L95 73V74L93 75V79H92V82H93V83H92V86H91V88H92V95L90 94V95H91V99H90V95H89V93H88V95L86 94L87 96L85 95V96H86L85 101L90 99L89 101L92 102L95 106L97 105V106H98L97 108L100 107L101 109L103 108L102 110H104V109L106 110L105 107H107V106H105L106 104H105V101H104V100L106 99L105 97H106V95H108V92H109L110 89L108 90V85H106V86H107V87H106V86L104 85L105 83H102L101 80H100ZM103 78H104V77H103ZM114 78H115V77H114ZM118 78H119V77H118ZM120 78H121V75H120ZM149 78H150V77H149ZM156 78H157V77H156ZM197 78H198V77H197ZM26 79H27V78H26ZM26 79H25V80H26ZM29 79H32L31 81H33V78H32V77L29 78ZM39 79H41V77H40V78L38 77V80H39ZM44 79L46 80V78H44ZM65 79H66V78H65ZM67 79H68V78H67ZM116 79H117V78H116ZM130 79H131V78H129L128 80H130ZM135 79H138V78H135ZM150 79H151V78H150ZM163 79H165V78L163 77ZM168 79H169V78H168ZM200 79H202V76H201ZM249 79H250V78H249ZM25 80H24V81H25ZM50 80H51V79H50ZM52 80H53V79H52ZM105 80H106V79H105ZM120 80H121V79H120ZM120 80H119V81H120ZM122 80H123V83H124V79H122ZM152 80H153V79H152ZM158 80H159V78H158ZM254 80H255V79H254ZM31 81H30V82H31ZM47 81H48V80H47ZM47 81H46V83H48ZM53 81H54V80H53ZM60 81H61V80H60ZM65 81H66V80H64V82H65ZM71 81H72V80H71ZM73 81H74V80H73ZM106 81H108V80H106ZM106 81H105V82H106ZM126 81H127V80H125V83H126ZM137 81H138V80H137ZM137 81H136V82H137ZM159 81H161V83H162V79L159 80ZM163 81L166 82V80H163ZM250 81H251V80H250ZM25 82H27V81H25ZM25 82H24V83H25ZM28 82H29V81H28ZM28 82L25 83V84H27V88H28V86L30 85ZM54 82H55V81H54ZM62 82H63V81H62ZM62 82H61V83H62ZM133 82H134V80H133ZM139 82H140V84H141V81H139ZM168 82H169V80H168ZM251 82H252V81H251ZM44 83H45V82H44ZM70 83H71V82H70ZM131 83H132V82H131ZM149 83H150V82H149ZM151 83H152V82H151ZM161 83H160V85L163 84V83H162V84H161ZM68 84H69V83H68ZM80 84H81V83H80ZM83 84H84V83H83ZM107 84H108V82H107ZM144 84H145V83H144ZM152 84H153V83H152ZM164 84H165V85H166V84L169 85L170 83H167V82H166V83H164ZM171 84H172V83H171ZM38 85H39V84H38ZM43 85H44V84H42V86H43ZM45 85H46V84H45ZM45 85H44V86H45ZM59 85H60V84H59ZM61 85H62V84H61ZM70 85H71V84H70ZM147 85H148V84H147ZM147 85H146V86H147ZM33 86H34V85H32V88H33ZM64 86H65V85H64ZM68 86H69V85H68ZM80 86H81V85H80ZM120 86H121V85H120ZM158 86H159V85H158ZM29 87H30V86H29ZM45 87H48V86H45ZM45 87H44V88H45ZM110 87H111V86H110ZM170 87H171V86H170ZM27 88L25 87V90H26ZM36 88H37V87H36ZM48 88H49V87H48ZM61 88H62V87H61ZM143 88H144V87H143ZM21 89H24V88H21ZM39 89H41V87L38 88L37 91H39ZM86 89H87V88H86ZM27 90H30V88L27 89ZM31 90H32V89H31ZM41 90H42V89H41ZM41 90H40V91H41ZM46 90H48V89H46ZM55 90H58V89H55ZM63 90H64V89H63ZM66 90H67V89H66ZM66 90H64V91H66ZM143 90H144V89H143ZM19 91H20V90H19ZM37 91H35V92H37ZM43 91H45V90L43 89ZM43 91H42V92H43ZM52 91H53V90H52ZM64 91H63V92H64ZM20 92H21V91H20ZM20 92H19V93H20ZM22 92H23V94H24V91H22ZM22 92H21V93H22ZM26 92H27V91H25V93H26ZM28 92H29V91H28ZM45 92L48 93V91H45ZM45 92H44V93H45ZM49 92H50V90H49ZM66 92H67V91H66ZM70 92H71V91H70ZM32 93H34V89H33ZM38 93H40V92H38ZM56 93H57V92H56ZM27 94H28V93H27ZM42 94H43V93H42ZM52 94H53V93H52ZM63 94H64V93H63ZM71 94H72V93H71ZM76 94H77V93H76ZM20 95H21V94H20ZM36 95H38V94L36 93ZM47 95H48V94H47ZM54 95H55V92H54ZM79 95H80V94H79ZM230 95H231V94H230ZM18 96H19V94H18ZM50 96H51V95H50ZM52 96H53V95H52ZM52 96H51V97H52ZM56 96H57V95H56ZM140 96H141V95H140ZM159 96H160V95H159ZM19 97H20V96H19ZM19 97H18V98H19ZM33 97H35V96H33ZM47 97H48V96H47ZM65 97H66V96H65ZM69 97H70V96H69ZM13 98H14V97H13ZM18 98H17V99H18ZM42 98H44V97H42ZM63 98H64V97H63ZM75 98H76V97H75ZM84 98H85V97H84ZM84 98H82V101H81V102L84 101V100H83ZM110 98H111V97H110ZM187 98H188V97H187ZM39 99H40V98H39ZM53 99H54V97H53ZM67 99H68V98H67ZM72 99H73V98H72ZM72 99H71V97H70L69 101L72 100ZM65 100H66V99H65ZM74 100H75V99H74ZM140 100H142V98H141ZM13 101H14V99H13ZM66 101H68V100H66ZM69 101H68V102H69ZM77 101H78V100H77ZM79 101H80V99H79ZM238 101H239V100H238ZM31 102H32V101H31ZM45 102H49V99H48L47 101H45ZM68 102H67V104H68ZM12 103H13V102H12ZM20 103H21V102H20ZM63 103L65 104L66 102L63 101ZM75 103H76V102H75ZM83 103L86 104L87 102H86V103L83 102ZM88 103H89V102H88ZM110 103H112V102H110ZM17 104H19V103H16V104H14V105H17ZM35 104H36V103H35ZM67 104L64 105V107L67 106L68 108H70ZM72 104H73V103H72ZM81 104H82V103H79V105H81ZM84 104H83V106H84ZM104 104H105V105H104ZM14 105H13V106H14ZM36 105H38V104H36ZM69 105H70V104H69ZM88 105H89V104H88ZM108 105H109V104H108ZM7 106H8V105H7ZM10 106H11V105H10ZM13 106H11V108H12ZM81 106H82V105H81ZM92 106H93V105H92ZM37 107H38V106H37ZM108 107H109V106H108ZM117 107H118V106H117ZM139 107H140V106H139ZM161 107H162V106H161ZM30 108H31V107H30ZM89 108H90V107H89ZM93 108H94V107H93ZM93 108H92V109H93ZM174 108H175V107H174ZM188 108H190V107H188ZM233 108H236V107H233ZM238 108H239V107H238ZM245 108H246V107H245ZM62 109H63V108H62ZM74 109H75V108H74ZM95 109H96V107H95ZM95 109H93V110H95ZM154 109H155V108H154ZM179 109H180V108H179ZM18 110H19V109H18ZM90 110H91V108H90ZM96 110H97V109H96ZM15 111H16V109L14 110V108H13L12 111H11V114H12L13 112H15ZM20 111H21V110H20ZM71 111H72V110H71ZM78 111H79V110H78ZM164 111H165V110H164ZM179 111H180V110H179ZM0 112H1V111H0ZM96 112H99V111H96ZM228 112H229V111H228ZM19 113H20V112H19ZM101 113H102V112H101ZM101 113H100V114H101ZM130 113H131V112H130ZM150 113H151V112H150ZM1 114H2V113H0V125L3 127V129H6V130H7V131H6V134L9 135L11 132L8 131V129L12 127V126H11V122H9V121L6 122V121H4V119H3V117H2ZM68 114H69V113H68ZM132 114H133V113H132ZM159 114H160V113H159ZM3 115H4V114H3ZM108 115H109V114H108ZM113 115H114V112H113ZM115 115L117 116V114H115ZM144 115H145V114H144ZM153 115H154V114H153ZM210 115H211V114H210ZM22 116H23V115H22ZM98 116H100V115H98ZM232 116H233V115H232ZM15 117L17 118V115H16ZM41 117H42V116H41ZM121 117H122V115H121ZM150 117H151V116H150ZM154 117H155V116H154ZM193 117H194V116H193ZM193 117H192V118H193ZM204 117H205V116H204ZM19 118H20V117H19ZM19 118H17V121H20ZM39 118H40V117H39ZM39 118H38V119H39ZM42 118H43V117H42ZM51 118H52V117H51ZM51 118H50V119H51ZM58 118H59V117H58ZM71 118H72V117H71ZM71 118H70V119H71ZM77 118H78V117H77ZM40 120H41V119H40ZM51 120H52V119H51ZM99 120H100V119H99ZM115 120H116V119H115ZM122 120H123V119H122ZM10 121H11V120H10ZM22 121H23V120H22ZM24 121H25V120H24ZM43 121H44V120H43ZM52 121H53V120H52ZM74 121H75V120H74ZM97 121H98V120H97ZM8 122H9V123H8ZM14 122H15V119H14ZM26 122H27V121H26ZM32 122H33V121H32ZM32 122H30V124L28 123V125L26 124L27 128L24 127V129H23L24 132L26 131L25 128L28 129V128H29L28 126H30V127L32 126V124H31ZM37 122H38V121H37ZM40 122H41V121H40ZM47 122H48V121H47ZM91 122H94V121H91ZM100 122H101V121H100ZM16 123H17V122H16ZM16 123H15V125H16ZM237 123H238V122H237ZM33 124H35V123H33ZM49 124H50V123H49ZM49 124H48V125H49ZM69 124H70V123H69ZM18 125H19V123H18ZM20 125H21V124H20ZM41 125H42V124H41ZM251 125H252V124H251ZM249 126H250V125H249ZM17 127H18V126H17ZM22 127H23V124H22ZM33 127H35V126H32L31 128L33 129ZM52 127H53V126H52ZM55 127H56V126H55ZM55 127H54V129H55ZM60 127H61V126H60ZM253 128H255V127H253ZM36 129H37V128H36ZM118 129H119V128H118ZM118 129H117V130H118ZM10 130H11V129H10ZM20 130H21V129L19 128V131H20ZM29 130H30V129H29ZM29 130H27V131H29ZM34 130H35V129H34ZM245 130H246V128H245ZM2 131H3V130H2ZM11 131L13 132V129H12ZM31 131H32V130H31ZM37 131H38V129H37ZM39 131H40V130H39ZM243 131H244V130H243ZM15 132H16V131H15ZM34 132H36V130L33 131V133H34ZM41 132L44 133L43 131H41ZM48 132H50V131H48ZM190 132H191V131H190ZM195 132H196V131H195ZM3 133H4V132H3ZM26 133H27V132H26ZM31 133H32V132H31ZM42 133H39V135H38V133H35V135L37 134L38 136H40V135H43ZM70 133H71V132H70ZM95 133H96V132H95ZM95 133H94V134H95ZM217 133H218V132H217ZM18 134H19V133H18ZM23 134H24V133H22V130H21V137H23V136H22ZM46 134H47V131H46ZM68 134H69V133H68ZM235 134H236V133H235ZM25 135H27V134H25ZM30 135H32V138H33L34 135H33V134H30ZM37 135H36V137H37ZM50 135H51V134H50ZM50 135H49V136H50ZM124 135H125V134H124ZM231 135H232V134H231ZM2 136H3V135H2ZM28 136H29V135H28ZM44 136H45V134H44ZM91 136H92V135H91ZM98 136H99V135H98ZM101 136H102V135H101ZM215 136H216V135H215ZM238 136H239V135H238ZM245 136H246V134H245ZM245 136H244V137H245ZM248 136H249V135H248ZM24 137L26 138L27 136H24ZM24 137H23V139H25ZM104 137H105V136H104ZM147 137H148V136H147ZM179 137H180V136H179ZM29 138H30V137H29ZM152 138H153V137H152ZM177 138H178V137H177ZM249 138H250V137H249ZM23 139H22V141H23ZM36 139H38V138H35V141H33V142H36ZM100 139H101V138H100ZM144 139H145V138H144ZM156 139H157V138H156ZM244 139L246 140V138H243V140H244ZM72 140H73V139H72ZM141 140H142V139H141ZM141 140H140L139 142H141ZM152 140H153V139H152ZM205 140H206V139H205ZM243 140H242V141H243ZM255 140H256V139H255ZM16 141H17V140H16ZM123 141H124V140H123ZM246 141H247V140H246ZM251 141H253V139H251ZM3 142H4V139H1V138H0V145H1V146H3V145H2ZM43 142H44V141H43ZM120 142H121V141H120ZM144 142H145V141H144ZM180 142H181V141H180ZM209 142H211V141H209ZM247 142H248V141H247ZM13 143H14V142H13ZM37 143H38V141H37ZM37 143H36V144H37ZM40 143H41V142H40ZM211 143H212V142H211ZM213 143H214V142H213ZM17 144H18V143H17ZM32 144H33V143H32ZM34 144H35V143H34ZM138 144H139V143H138ZM140 144H141V143H140ZM143 144H144V143H143ZM143 144H142V145H143ZM148 144H149V143H148ZM180 144H181V143H180ZM206 144H207V143H206ZM14 145H16V144L14 143ZM18 145H19V144H18ZM65 145H66V144H65ZM73 145H74V144H73ZM203 145H204V144H203ZM210 145H211V144H210ZM210 145H209V147H210ZM219 145H220V144H219ZM24 146H25V145H24ZM46 146H48V145H45V148H46ZM59 146H60V145H59ZM59 146H58V147L55 146V148H59ZM67 146H70V145H66V147H67ZM74 146H75V145H74ZM124 146H125V145H124ZM195 146H196V145H195ZM195 146H194V147H195ZM225 146H226V145H225ZM248 146H249V144H248ZM248 146H247V147H248ZM49 147H51V146H49ZM61 147L63 148L64 146H61ZM61 147H60V148H61ZM71 147H73V146H71ZM204 147H205V146H204ZM209 147H208V148H209ZM211 147H212V146H211ZM222 147H223V146H222ZM60 148L58 149L59 151L61 150ZM68 148H69V147H68ZM76 148H77V147H76ZM206 148H207V147H206ZM206 148H205V149H206ZM223 148H225V147H223ZM12 149H13V148H12ZM34 149H35V148H34ZM50 149H51V151L53 152L52 148H50ZM53 149H54V148H53ZM66 149H67V148H66ZM66 149H65V150H66ZM70 149H71V148H70ZM77 149H78V148H77ZM114 149H115V148H114ZM122 149H123V148H122ZM122 149H120V150H122ZM209 149H210V148H209ZM230 149H232V148H230ZM237 149H238V148H237ZM13 150H14V149H13ZM18 150H19V149H18ZM43 150H45V149H43ZM46 150L49 151V149H47V148H46ZM58 150H57V151H58ZM62 150L64 151V148H63ZM67 150L69 151V149H67ZM71 150H72V151H75V150H73V149H71ZM148 150H149V149H148ZM162 150H163V149H162ZM210 150H212V149H210ZM217 150H218V149H217ZM243 150H244V149H243ZM246 150H247V149H246ZM14 151H15V150H14ZM37 151H38V150H37ZM39 151H40V150H39ZM63 151H62V152H63ZM107 151H108V150H107ZM114 151H115V150H114ZM146 151H147V150H146ZM222 151H223V150H222ZM229 151H230V150H229ZM233 151H234V150H233ZM44 152H45V151H44ZM55 152H56V151H55ZM252 152H253V151H252ZM252 152H251V153H252ZM45 153H46V152H45ZM91 153H92V152H91ZM113 153H114V152H113ZM138 153H139V152H138ZM140 153H141V152H140ZM221 153H223L222 155H225V154H226V153L224 154V152H221ZM246 153H247V152H246ZM248 153H249V152H248ZM254 153H255V152H254ZM17 154H18V153H17ZM20 154H21V153H20ZM23 154H24V153H23ZM60 154H61V153H60ZM78 154H79V153H78ZM154 154H155V153H154ZM219 154H220V153H219ZM249 154H250V153H249ZM1 155H2V154H1ZM24 155H25V154H24ZM72 155H73V154H72ZM81 155H83V154H81ZM190 155H191V154H190ZM196 155H197V154H196ZM250 155H253V156H254V154H250ZM250 155H249V157H251ZM14 156H15V155H14ZM18 156H19V155H18ZM35 156H38V155H35ZM86 156H87V155H86ZM226 156H227V154H226ZM243 156H244V155H243ZM20 157H25V156L20 155ZM71 157H72V156H71ZM79 157H80V156H79ZM150 157H151V156H150ZM218 157H219V156H218ZM246 157H247V156H246ZM16 158H17V157H16ZM29 158H32V156L29 157ZM35 158H37V157H35ZM38 158H39V157H38ZM38 158L36 159V161L38 160ZM43 158H45V157H41V159H43ZM51 158H52V156H51ZM51 158H50V160L52 161L53 158H52V159H51ZM190 158H191V157H190ZM244 158H245V156H244ZM17 159H19V158H17ZM17 159H16V160H17ZM24 159H25V158H24ZM41 159H39V160H41ZM45 159H46V158H45ZM45 159H44V160H45ZM56 159H57V158H56ZM221 159H222V158H221ZM8 160H9V159H8ZM27 160H28V159H26V162H24V160H22V161L24 162V164L21 163V165L23 164V165H26V166H27V164H28V163H27V162H28ZM33 160H35V159H34V156H33ZM39 160H38V161H39ZM53 160H54V159H53ZM12 161H13V160L11 159V163H13ZM22 161H21V162H22ZM31 161H32V160H31ZM36 161H35V162H36ZM38 161H37V162H38ZM41 161H42V160H41ZM51 161H49V160L47 159V162H51ZM7 162H8V163H3V164L0 165V169H6V168H8V169H6V171H5L6 174L9 173V171H11V170H13V169L15 168V166L17 165L16 162L18 163V160H17L16 162H14L15 164L13 163L12 166L9 165V164H10V160L7 161ZM35 162H34V163H35ZM43 162H44L45 164H48V163H46L45 161H43ZM56 162H57V161H56ZM59 162H60V161H59ZM59 162H57V163H59ZM64 162H65V161H64ZM94 162H95V161H94ZM110 162H111V161H110ZM118 162H119V161H118ZM131 162H134V161H131ZM0 163H2L1 160H0ZM25 163H27V164H25ZM38 163H39L38 166H40V165H41L40 162H38ZM38 163H36V164H38ZM52 163H53V162H52ZM52 163H51V164H52ZM57 163H56V164H57ZM68 163H70V162H68ZM86 163H87V162H86ZM126 163H127V162H126ZM53 164H54V163H53ZM157 164H158V163H157ZM8 165H9L10 168H9V167H6V166H8ZM23 165H22V167H23ZM48 165H50V164H48ZM48 165H47V166H48ZM57 165H58V164H57ZM64 165H65V164H64ZM66 165H67V164H66ZM137 165H138V164H137ZM201 165H202V164H201ZM219 165H220V163H219ZM231 165H232V164H231ZM26 166H25V167H26ZM29 166H30V163H29ZM31 166H32V165H31ZM34 166H35V165H34ZM36 166H37V165H36ZM54 166H55V164H54ZM121 166H122V165H121ZM225 166H226V165H225ZM22 167H21V169L24 171V169H23ZM27 167H28V166H27ZM27 167H26V168H27ZM45 167H46V166H45ZM52 167H53V166H52ZM133 167L135 168V166H133ZM141 167H142V166H141ZM215 167H216V166H215ZM18 168L20 169V166H19ZM123 168H124V167H123ZM142 168H143V167H142ZM145 168H146V167H145ZM213 168H214V167H213ZM19 169H16V171L18 172ZM29 169H30V168H29ZM31 169L33 170V168H31ZM48 169H49V168H48ZM51 169H52V168H51ZM115 169H116V168H115ZM214 169H215V168H214ZM230 169H231V168H230ZM27 170H28V169H27ZM36 170H38V169H36ZM36 170H34V171L37 172ZM39 170H40V169H39ZM41 170H42V169H41ZM41 170H40V172H41ZM44 170H45V169H44ZM134 170H135V169H134ZM181 170H182V169H181ZM195 170H197V169H195ZM16 171H14L13 173H15ZM28 171H29V170H28ZM46 171H47V170H46ZM51 171H52V170H51ZM51 171H50V172H51ZM53 171H54V169H53ZM68 171H69V170H68ZM68 171H66V172H68ZM122 171H123V170H122ZM126 171H127V170H126ZM128 171H129V170H128ZM191 171H192V170H191ZM221 171H222V170H221ZM1 172H4V170H1ZM25 172H26V175H27V171H25ZM25 172H23V173H25ZM30 172H32V171H30ZM43 172H44V171H43ZM161 172H162V170H161ZM161 172H160V173H161ZM175 172H176V171H175ZM192 172H193V171H192ZM242 172H243V171H242ZM13 173H12V174H13ZM37 173H39V172H37ZM47 173H49V172H47ZM52 173H53V172H52ZM118 173H119V172H118ZM163 173H165V172H163ZM163 173H162V174H163ZM173 173H174V172H173ZM210 173H211V172H210ZM217 173H218V172H217ZM227 173H228V172H227ZM238 173H239V172H238ZM4 174H5V173H4ZM9 174H11V172H10ZM9 174H8V175H9ZM18 174H19V173H16V177H17ZM20 174H22V172H21ZM30 174H32V173H30ZM33 174H34V173H33ZM41 174H42V172H41ZM45 174H46V173H45ZM58 174H59V173H58ZM62 174H63V173H62ZM106 174H107V173H106ZM137 174H138V173H137ZM166 174H167V173H166ZM181 174H182V173H181ZM196 174H197V171H196ZM212 174H213V173H211V175H212ZM220 174H221V173H220ZM1 175H2V174H1ZM24 175H25V174H24ZM54 175H55V174H54ZM54 175H53V176H54ZM110 175H111V173H110ZM157 175H158V174H157ZM187 175H188V174H187ZM209 175H210V174H209ZM227 175H228V174H227ZM229 175H230V174H229ZM231 175H232V174H231ZM231 175H230V176H231ZM12 176L14 177V175H12ZM12 176L10 175L11 178H12ZM18 176H19V175H18ZM27 176H30V175H27ZM36 176H38V175H36ZM36 176H33V177H36ZM146 176H147V174H146ZM146 176H145V177H146ZM167 176H169V175H167ZM195 176H196V175H195ZM235 176H236V175H235ZM247 176H248V175H247ZM3 177H4V176H3ZM21 177H22V176H21ZM21 177H19V178H21ZM38 177H39V176H38ZM42 177H43V176H42ZM42 177H41V178H42ZM48 177H50V176H48ZM69 177H70V176H69ZM193 177H194V176H193ZM216 177H217V176H216ZM245 177H246V176H245ZM245 177H244L243 179H245ZM250 177H251V176H250ZM7 178H9V177L7 176ZM7 178H6V179H7ZM27 178H28V177H27ZM29 178H30V177H29ZM84 178H85V177H84ZM93 178H95V177H93ZM163 178H164V177H163ZM167 178H168V177H167ZM182 178H183V177H182ZM204 178H205V177H204ZM206 178L208 179V177H206ZM209 178H210V177H209ZM213 178H214V176H213ZM247 178H248V177H247ZM251 178H252V177H251ZM1 179H2V178H1ZM24 179H25V178H24ZM31 179H32V178H31ZM57 179H58V178H57ZM126 179H127V178H126ZM180 179H181V178H180ZM255 179H256V178H255ZM10 180L12 181V179L9 178V181H10ZM42 180H43V178H42ZM82 180H83V179H82ZM138 180H139V179H138ZM151 180H152V179H151ZM235 180H236V179H235ZM235 180H234V181H235ZM9 181H8V182H9ZM16 181H18V180L16 179ZM20 181H21V180H20ZM47 181H48V180H47ZM47 181H45V182H47ZM140 181H141V180H140ZM173 181H174V180H173ZM184 181H185V180H184ZM188 181H189V180H188ZM202 181H203V180H202ZM215 181H216V180H215ZM4 182H5V181H4ZM29 182H30V181H29ZM71 182H72V181H71ZM71 182H70V183H71ZM74 182H75V181H74ZM155 182H156V181H155ZM212 182H213V181H212ZM12 183H13V181H12ZM42 183H43V182H42ZM42 183H41V184H42ZM48 183L50 184V182H48ZM48 183H47V184H48ZM56 183H57V182H56ZM60 183H61V182H60ZM68 183H69V182H68ZM142 183H143V182H142ZM169 183H170V182H169ZM216 183H218V185H219V183H220L219 180H218V182H216ZM221 183H222V182H221ZM15 184H18V183H15ZM36 184H37V183H36ZM58 184H59V183H58ZM61 184H62V183H61ZM226 184H227V182H226ZM1 185H3V183H2ZM20 185H21V184H20ZM37 185H38V184H37ZM51 185H53V184H51ZM55 185H56V184H55ZM64 185H65V184H64ZM83 185H84V184H83ZM197 185H198V184H197ZM252 185H253V184H252ZM4 186H5V185H4ZM8 186H10V185H8ZM11 186H12V185H11ZM27 186H28V185H27ZM38 186H39V185H38ZM115 186H116V185H115ZM214 186H215V185H214ZM6 187H7V186H6ZM14 187L16 188L17 186L14 185ZM29 187H30V183H29ZM29 187H28V188H29ZM31 187H32V185H31ZM51 187H52V186H51ZM121 187H122V186H121ZM180 187H181V186H180ZM2 188H3V187H2ZM15 188H14V189H15ZM28 188H27V189H28ZM34 188H35V187H34ZM47 188H48V187H47ZM47 188H46V189H47ZM108 188H109V187H108ZM11 189H13V186H12ZM24 189H25V187H24ZM27 189L25 190L26 192L28 191ZM46 189H45V190H46ZM55 189H56V188H55ZM123 189H124V188H123ZM179 189H181V188H179ZM190 189H191V188H190ZM240 189H241V187H240ZM19 190H20V187H19ZM30 190H32V189H30ZM34 190H35V189H34ZM36 190H37V189H36ZM39 190H40V189H39ZM50 190H51V189H50ZM52 190H53V187H52ZM56 190H58V188H57ZM102 190H103V189H102ZM175 190H176V189H175ZM235 190H236V189H235ZM43 191H44V190H43ZM99 191H100V190H99ZM214 191H215V190H214ZM26 192H24V193L27 194ZM29 192H30V191H29ZM32 192H33V190H32ZM34 192H35V191H34ZM38 192H39V191H38ZM46 192H47V191H46ZM94 192H95V191H94ZM94 192H93V193H94ZM142 192H143V191H142ZM145 192H146V191H145ZM173 192H174V191H173ZM10 193H11V192H10ZM10 193H9V194H10ZM35 193H36V192H35ZM48 193H49V192H48ZM52 193H53V192H52ZM125 193H126V192H125ZM148 193H149V191H148ZM212 193H213V192H212ZM216 193H217V192H216ZM237 193H238V192H237ZM5 194H6V193H5ZM25 194H24V195H21V197H23V196L25 197V196H26ZM30 194H32V193L30 192ZM30 194H29V195H30ZM38 194H39V193H38ZM119 194H120V193H119ZM127 194H128V193H127ZM143 194H144V193H143ZM220 194H221V193H220ZM241 194H242V193H241ZM34 195H35V196H34ZM34 195H33V197L35 198V197L37 196V193L34 194ZM39 195L42 196V194H39ZM39 195H38L37 197L40 198ZM132 195H133V194H132ZM246 195H247V194H246ZM44 196H45V198H46V195H44ZM253 196H254V195H253ZM27 197H28V196H26V198H27ZM29 197H30V196H29ZM219 197H220V195H219ZM236 197H237V196H236ZM30 198L32 199V195H31ZM30 198H29V199H30ZM34 198H33V199H34ZM42 198H44V197H42ZM233 198H234V197H233ZM246 198H247V197H246ZM250 198H251V197H250ZM256 198H257V197H256ZM31 199H30V201H31ZM36 199H37V198H36ZM36 199H35V200H36ZM110 199H111V198H110ZM136 199H137V198H136ZM199 199H200V198H199ZM252 199H253V198H252ZM260 199H261V198H260ZM5 200H6V199H5ZM8 200H9V199H8ZM26 200H27V199H26ZM217 200H218V199H217ZM2 201H3V200H2ZM2 201H1V203H2ZM36 201H37V202L35 203V206L37 205L36 207H38V204H39V206H40L39 199H37ZM50 201L52 202V199H51ZM53 201H55V200H53ZM230 201H231V200H230ZM245 201H247V200H245ZM31 202H32V201H31ZM55 202H56V201H55ZM117 202H118V201H117ZM217 202H218V201H217ZM232 202H233V201H232ZM242 202H243V201H242ZM253 202L255 203V201H253ZM47 203H48V202H47ZM52 203H53V202H52ZM115 203H116V202H115ZM234 203H235V202H234ZM237 203H238V202H237ZM239 203H240V202H239ZM19 204H20V203H19ZM54 204H55V203H54ZM108 204H109V203H108ZM108 204H107V205H108ZM113 204H114V203H113ZM231 204H232V203H231ZM243 204H245V202H244ZM250 204H251V203H250ZM1 205H2V204H1ZM1 205H0V206H1ZM23 205H24V204H23ZM33 205H34V204H33ZM199 205H200V204H199ZM247 205H248V204H247ZM3 206H4V205H3ZM29 206H30V205H29ZM35 206H34V207H35ZM53 206H54V205H52V207H53ZM55 206H56V204H55ZM55 206H54V207H55ZM194 206H195V205H194ZM203 206H204V205H203ZM36 207H35V208H36ZM48 207H49V206H48ZM48 207H47V208H48ZM50 207H51V206H50ZM52 207H51V208H52ZM56 207H57V206H56ZM113 207H114V206H113ZM253 207H254V206H253ZM256 207H257V206H256ZM15 208H16V207H15ZM24 208H25V207H24ZM109 208H110V207H109ZM111 208H112V207H111ZM196 208H197V207H196ZM238 208H239V207H238ZM246 208H247V207H246ZM250 208H252V207H250ZM20 209H23V208L20 207ZM30 209H31V208H30ZM38 209H39V208H37V209L35 210V212H36ZM102 209H103V208H102ZM181 209H182V208H181ZM209 209H210V207H209ZM234 209H235V208H234ZM33 210H34V209H33ZM39 210H40V209H39ZM39 210H38V211H39ZM192 210H193V209H192ZM236 210H237V209H236ZM240 210H241V209H240ZM240 210H239V211H240ZM14 211H15V210H14ZM18 211H20V210H18ZM31 211H32V210H31ZM41 211H42V210H41ZM48 211L50 212V211H52V209H49V208H48ZM177 211H178V210H177ZM195 211H196V210H195ZM198 211H199V209H198ZM221 211H222V209H221ZM237 211H238V210H237ZM255 211H256V210H255ZM255 211H254V212H255ZM11 212H12V211H11ZM22 212H23V211H22ZM43 212H44V211H43ZM62 212H63V211H62ZM100 212H101V211H100ZM250 212H251V211H250ZM9 213H10V211H9ZM36 213H38V212H36ZM50 213L52 214V212H50ZM57 213H59V212H57ZM95 213H96V212H95ZM95 213H94V214H95ZM117 213H118V212H117ZM203 213H204V212H203ZM11 214H12V213H11ZM38 214H39V213H38ZM89 214H90V213H89ZM195 214H196V213H195ZM230 214H231V213H230ZM230 214H229V215H230ZM244 214H245V213H244ZM251 214H252V212H251ZM249 215H250V214H249ZM23 216H24V215H23ZM32 216H33V215H32ZM34 216H36V215H34ZM186 216H187V215H186ZM251 216H252V215H251ZM7 217H8V215H7ZM39 217H40V216H39ZM119 217H121V216H119ZM187 217H188V216H187ZM148 218H149V217H148ZM176 218H177V217H176ZM191 218H192V217H191ZM246 218H247V217H246ZM12 219H13V218H12ZM22 219H23V218H22ZM25 219H26V218H25ZM177 219H179V218H177ZM193 219H194V218H193ZM218 219H220V218H218ZM238 219H239V218H238ZM254 219H255V218H254ZM15 220H17V219H14V221H15ZM181 220H182V218H181ZM181 220H180V221H181ZM216 220H217V219H216ZM220 220H221V219H220ZM245 220H246V219H245ZM20 221H21V220H20ZM37 221H38V220H37ZM210 221H211V220H210ZM246 221H247V220H246ZM9 222H10V221H9ZM17 222H18V220H17ZM35 222H36V220H35ZM199 222H200V221H199ZM228 222H229V221H228ZM5 223H6V221H5ZM22 223H23V222H22ZM175 223H176V221H175ZM203 223H204V222H203ZM247 223H248V222H247ZM17 224H18V223H17ZM19 224H20V222H19ZM97 224H99V223H97ZM101 224H102V223H101ZM210 224H211V223H210ZM235 224H236V223H235ZM238 224H239V223H238ZM206 225H207V224H206ZM221 225H222V224H221ZM230 225H231V224H230ZM230 225H229V226H230ZM258 225H259V224H258ZM13 226H15V225H13ZM16 226H17V225H16ZM26 226H28V225H26ZM99 226H100V225H99ZM232 226H233V225H232ZM248 226H249V225H248ZM254 226H255V225H254ZM17 227H18V226H17ZM22 227H23V224H22ZM22 227H21V224H20V228H22ZM24 227H25V225H24ZM24 227H23V229L25 230L26 228H24ZM92 227H93V226H92ZM209 227H210V226H209ZM224 227H225V226H224ZM252 227H253V226H252ZM252 227H250V228H252ZM18 228H19V227H18ZM28 228H29V227H28ZM200 228H201V227H200ZM246 228H247V227H246ZM9 229H10V228H9ZM11 229H12V228H11ZM11 229H10V230H11ZM16 229H17V228H16ZM40 229H42V228H40ZM140 229H141V228H140ZM151 229H152V228H151ZM223 229H224V228H223ZM226 229H227V227H226ZM226 229H225V230H226ZM233 229H234V228H232V230H233ZM244 229H245V228H244ZM26 230H29V232H30V228H29V229H26ZM26 230H25V231H26ZM109 230H110V228H109ZM109 230H108V231H109ZM113 230H114V229H113ZM145 230H146V229H145ZM149 230H150V229H149ZM227 230H228V229H227ZM60 231H61V230H60ZM121 231H122V230H121ZM123 231H124V230H123ZM146 231H147V230H146ZM150 231H151V230H150ZM228 231H229V230H228ZM234 231H235V230H234ZM245 231H246V230H245ZM14 232H15V231H14ZM17 232H18V231H17ZM33 232H34V230H33ZM40 232H41V231H40ZM103 232H104V231H103ZM111 232H112V231H111ZM151 232H153V231H151ZM229 232H230V231H229ZM262 232H263V231H262ZM19 233H20V231H19ZM120 233H121V232H120ZM127 233H128V232H127ZM140 233H142V232H140ZM154 233H155V232H154ZM207 233H208V232H207ZM223 233H224V232H223ZM258 233H259V232H258ZM8 234H9V233H8ZM109 234H110V233H109ZM152 234H153V233H152ZM227 234H228V232H227ZM3 235H4V234H3ZM14 235H15V233H14ZM18 235H19V234H18ZM90 235H91V234H90ZM206 235H207V234H206ZM218 235H219V234H218ZM0 236H1V235H0ZM122 236H124V235H122ZM132 236H133V235H132ZM261 236H262V235H261ZM22 237H23V236H22ZM34 237H35V236H34ZM34 237H33V238H34ZM125 237H126V236H125ZM128 237H130V236H128ZM128 237H127V238H128ZM144 237H145V236H144ZM150 237H151V236H150ZM187 237H188V236H187ZM247 237H250V236H247ZM30 238H31V237H30ZM35 238H36V237H35ZM116 238H117V237H116ZM123 238H124V237H123ZM134 238H135V237H134ZM169 238H170V237H169ZM0 239H1V238H0ZM55 239H56V238H55ZM76 239H77V238H76ZM89 239H91V238H89ZM130 239H131V238H130ZM189 239H190V238H189ZM191 239H192V238H191ZM237 239H238V238H237ZM61 240H62V239H61ZM82 240H83V239H82ZM98 240H99V239H98ZM122 240H123V239H122ZM126 240H127V239H126ZM245 240H246V239H245ZM31 241H32V240H31ZM35 241H36V240H35ZM55 241H56V240H55ZM78 241H79V240H78ZM133 241H134V240H133ZM143 241H144V240H143ZM151 241H152V240H151ZM242 241H243V240H242ZM0 242H1V241H0ZM32 242H33V241H32ZM71 242H72V241H71ZM81 242H82V241H81ZM29 243H30V242H29ZM33 243H34V242H33ZM61 243H62V244H59L60 246H62V247H65V246H66V245H65V241H61ZM74 243H76V242H74ZM146 243L148 244V242H146ZM256 243H257V242H256ZM6 244H7V243H6ZM38 244H39V243H38ZM79 244H80V243H79ZM124 244H125V243H124ZM150 244H151V243H150ZM214 244H216V243H214ZM11 245H12V244H11ZM36 245H37V244H36ZM36 245H35V246H36ZM119 245H120V244H119ZM127 245H128V244H127ZM219 245H220V244H219ZM24 246H25V245H24ZM24 246H23V247H24ZM31 246H32V245H31ZM31 246H30V247H31ZM38 246H39V245H38ZM38 246H37V247H38ZM215 246H216V245H215ZM226 246H227V245H226ZM226 246H225V247H226ZM243 246H244V245H243ZM252 246H253V245H252ZM12 247H13V246H12ZM15 247H16V246H15ZM26 247H27V244H26ZM32 247H33V246H32ZM123 247H124V246H123ZM143 247H144V246H143ZM211 247H213V246H211ZM216 247H217V246H216ZM216 247H214V248H216ZM236 247H237V246H236ZM253 247H254V246H253ZM10 248H11V247H10ZM18 248L20 249V246H18ZM21 248H22V246H21ZM147 248H148V247H147ZM233 248H234V247H233ZM249 248H250V247H249ZM257 248H258V247H257ZM0 249H1V248H0ZM2 249H3V248H2ZM7 249H8V248H7ZM19 249H18V250H19ZM22 249H23V248H22ZM240 249H241V248H240ZM251 249H252V248H251ZM253 249H254V248H253ZM255 249H256V248H255ZM9 250L12 251L13 249L11 248V249H9ZM15 250H16V249H15ZM207 250H208V249H207ZM218 250H219V249H218ZM220 250H223V249H220ZM234 250H235V249H234ZM237 250H238V248H237ZM5 251H6V250H5ZM30 251H31V250H30ZM61 251H62V250H60V256L57 257L58 260H59V259H60V261H61V260H62V261L65 260V261L67 262V264H78V263L80 262L79 260H73V259H72V261H70V259L67 260V259L63 258V252H61ZM205 251H206V250H205ZM210 251H211V250H210ZM210 251H207V253H208V252L210 253ZM215 251H217V250H215ZM251 251H252V250H251ZM261 251H263V250H261ZM6 252H7V251H6ZM9 252H10V251H9ZM9 252H7V254H8ZM16 252H17V251H16ZM31 252H32V251H31ZM37 252H38V251H37ZM37 252H36V253H37ZM202 252H203V251H202ZM219 252H220V251H219ZM252 252H253V251H252ZM259 252H260V251H259ZM12 253H13V252H12ZM26 253H27V252H26ZM115 253H116V252H115ZM115 253H114V254H115ZM262 253H263V252H262ZM10 254H11V253H10ZM21 254H22V253H21ZM57 254H58V253H57ZM217 254H218V253H217ZM263 254H264V253H263ZM213 255H214V254H213ZM253 255L255 256V255H257V254H253ZM261 255H262V254H260V256H261ZM20 256H21V255H20ZM24 256H25V255H24ZM26 256H27V255H26ZM177 256H178V255H177ZM180 256H181V255H180ZM217 256H218V255H217ZM220 256H221V255H220ZM21 257H22V256H21ZM34 257H35V256H34ZM93 257H94V256H93ZM95 257H97V259L95 258L96 261H94L93 264H102L101 255H99V256H95ZM262 257H264V255H263ZM1 258H2V257H1ZM18 258H19V257H18ZM156 258H157V257H156ZM184 258H185V257H184ZM204 258H205V257H204ZM252 258H253V257H252ZM87 259H90V258H87ZM87 259H85V260L83 259L84 263L86 262L85 264H87L88 262H90V261L87 262ZM91 259H92V261H93L94 258H91ZM110 259H111V258H110ZM179 259H180V258H179ZM261 259H262V258H261ZM0 260H1V259H0ZM181 260H182V259H181ZM208 260H210V259L208 258ZM259 260H260V258H259ZM32 261H33V260H32ZM60 261H59V262H60ZM92 261H91V262H92ZM230 261H231V260H230ZM26 262H27V261H26ZM172 262H173V261H172ZM176 262H178V261H176ZM188 262H189V261H188ZM210 262H212V261H210ZM225 262H226V261H225ZM257 262H258V261H257ZM8 263H10V262H8ZM47 263H48V262H47ZM64 263H65V262H64ZM149 263H150V262H149ZM174 263H175V262H174ZM203 263H204V262H203ZM208 263H209V261H208ZM246 263H247V262H246ZM28 264H29V263H28ZM89 264H92V263H89ZM177 264H178V263H177ZM179 264H180V263H179ZM253 264H255V263H253ZM256 264H257V263H256Z\"/></svg>",
    "mask_w": 264,
    "mask_h": 264
}]
</instances>
